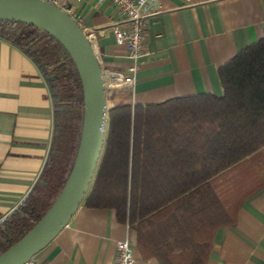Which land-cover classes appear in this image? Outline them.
<instances>
[{
    "label": "trees",
    "instance_id": "trees-1",
    "mask_svg": "<svg viewBox=\"0 0 264 264\" xmlns=\"http://www.w3.org/2000/svg\"><path fill=\"white\" fill-rule=\"evenodd\" d=\"M0 38L37 65L53 107L52 138L40 175L19 205L0 215L1 255L42 219L67 181L80 140L83 90L73 60L49 33L24 22L0 21ZM217 74L219 95L176 96L107 111L104 144L81 205L113 210L118 222L137 231L144 257L159 264H206L212 234L231 226L236 207L262 187L250 192L245 182L264 175L243 179L234 172L264 148V30ZM175 162L182 165V182L168 183L165 178L174 171L165 166ZM232 169L229 178H240L244 186L215 187L207 195V187L189 180Z\"/></svg>",
    "mask_w": 264,
    "mask_h": 264
},
{
    "label": "crops",
    "instance_id": "crops-1",
    "mask_svg": "<svg viewBox=\"0 0 264 264\" xmlns=\"http://www.w3.org/2000/svg\"><path fill=\"white\" fill-rule=\"evenodd\" d=\"M58 2L94 30L102 70L125 74L130 60L112 32L113 24L125 25L122 15L108 1L98 6L95 0ZM156 3V11L145 18L146 54L139 59L134 90H113L110 107L201 93L219 95L218 68L263 35L264 0ZM52 131L53 107L46 80L22 50L0 38L1 216L13 211L34 186L48 157ZM253 159L255 166L243 179L264 175V148ZM172 167L174 172L165 180L181 183V163L165 166ZM233 170L210 179L195 176L189 180L207 187V195L215 187L244 186L240 178L230 179ZM245 185L252 186L250 192L262 187L236 207L231 226L212 234L206 264H264V180ZM122 241L132 245L138 264H159L144 257L137 231L118 222L113 210L81 205L68 225L31 260L38 264H115L116 245Z\"/></svg>",
    "mask_w": 264,
    "mask_h": 264
},
{
    "label": "water",
    "instance_id": "water-1",
    "mask_svg": "<svg viewBox=\"0 0 264 264\" xmlns=\"http://www.w3.org/2000/svg\"><path fill=\"white\" fill-rule=\"evenodd\" d=\"M0 21L32 24L57 39L73 60L83 90L80 140L63 189L42 219L0 255V264H27L68 225L88 192L104 144L108 91L99 57L84 31L51 1L0 0Z\"/></svg>",
    "mask_w": 264,
    "mask_h": 264
},
{
    "label": "built area",
    "instance_id": "built-area-1",
    "mask_svg": "<svg viewBox=\"0 0 264 264\" xmlns=\"http://www.w3.org/2000/svg\"><path fill=\"white\" fill-rule=\"evenodd\" d=\"M56 6L60 7L67 14H70L68 6L59 4L58 0H49ZM108 1L125 20V25H112V32L117 44L125 47L126 55L130 60V65L125 74H119L103 71V77L106 82L107 91L128 90L133 91L136 85L137 72L140 69V58L146 54L144 49L145 42V18L156 11V0H95L98 6L102 2ZM82 28L86 37L92 44L96 54V41L94 30L84 26L81 20L72 17ZM99 57V56H98ZM100 61V59H99ZM27 264H38L30 260ZM115 264H138L134 249L128 241H122L116 245ZM148 264V263H143Z\"/></svg>",
    "mask_w": 264,
    "mask_h": 264
},
{
    "label": "rangeland",
    "instance_id": "rangeland-1",
    "mask_svg": "<svg viewBox=\"0 0 264 264\" xmlns=\"http://www.w3.org/2000/svg\"><path fill=\"white\" fill-rule=\"evenodd\" d=\"M111 93L112 91H108L107 92V106L110 107L111 103ZM255 166V160L252 159L250 160L247 164H244V166H241L240 168H237L235 170L234 173L238 174V175H245V173L247 174V171L253 169Z\"/></svg>",
    "mask_w": 264,
    "mask_h": 264
}]
</instances>
